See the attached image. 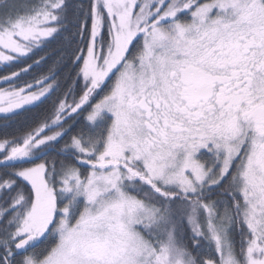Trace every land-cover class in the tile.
Here are the masks:
<instances>
[{
	"label": "snow or ice",
	"instance_id": "snow-or-ice-1",
	"mask_svg": "<svg viewBox=\"0 0 264 264\" xmlns=\"http://www.w3.org/2000/svg\"><path fill=\"white\" fill-rule=\"evenodd\" d=\"M0 264H264V0H0Z\"/></svg>",
	"mask_w": 264,
	"mask_h": 264
}]
</instances>
